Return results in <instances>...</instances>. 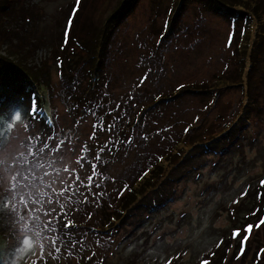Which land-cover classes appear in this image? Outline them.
Returning <instances> with one entry per match:
<instances>
[{"label": "rangeland", "instance_id": "374dc122", "mask_svg": "<svg viewBox=\"0 0 264 264\" xmlns=\"http://www.w3.org/2000/svg\"><path fill=\"white\" fill-rule=\"evenodd\" d=\"M117 2L80 0L77 7L76 0H10L7 9L0 6V53L18 56L39 72L45 71L52 86L45 117L52 121L51 131L65 142L52 157L58 161L55 168L69 170L46 177L44 183H50V189H37L48 191L50 200L46 209L44 205L37 211L49 213L46 217L68 240L63 238V245L57 241L59 253L50 240H34V254L29 252L15 264H32L33 260L38 264L48 260L46 264H168L169 260L172 264H204L205 261L208 264H264V224L255 227V217L250 220L251 215L245 216L238 208L245 193L264 176V100L262 118L254 120L236 150L225 155L205 153L204 158L190 163L195 165L187 175L173 182L167 200L151 209L130 211L134 213L131 217L110 229H104L101 224L102 205L113 207L131 183L132 172L140 168L129 157L133 151L128 152L127 148L136 147L141 157L147 154L151 159L188 124L200 118L218 122V110L229 112L230 116L240 95L237 86L222 87L224 90L216 95V104L211 109L210 103L205 104L198 94L158 105L153 101L159 93H166L178 84L206 80L212 74L236 69L238 27L199 4H189L179 21L176 20L178 24L168 31L170 18L175 15L170 10L173 0H137L110 38L105 58L95 70L96 58L89 56L88 37ZM73 8H76L75 15ZM70 17L71 27L68 26ZM253 31L254 25H251V39ZM146 73L148 78L139 84ZM89 87L92 100L86 98ZM69 104L81 106V110L74 115ZM111 104L116 119L112 122L114 129L109 132L105 121ZM139 106L147 108L148 124L137 123L129 134L132 143L127 140L124 143L121 129L126 128L129 117ZM101 117L104 131L97 127L94 134L93 125L99 124ZM155 118L158 122L153 124L156 129L150 136L157 146L151 144L150 148L142 142L141 129L149 132L151 120ZM215 122L216 130L219 124ZM27 123L22 115L21 121L14 125L21 140L29 135L30 129L25 130ZM159 127L167 130L157 133ZM34 130H38L36 123ZM137 139L141 142L134 144L133 140ZM96 141H112L115 149L111 151L112 157L98 166L91 157L90 147ZM59 142L55 139L53 148ZM81 155L86 160L78 163ZM92 165L96 166L95 174ZM111 172L114 176H110ZM89 176L93 177L91 184ZM95 185H99L98 191L93 189ZM53 192L64 195L57 197ZM73 194L75 199L69 200ZM103 198L106 200L100 204ZM247 220L253 229L244 254L237 259L241 242L238 243L240 236L233 239V233L240 230L242 234V223ZM65 224L70 227L65 228ZM2 236L0 228V241ZM40 243L44 244L43 259ZM15 245V237L8 242L11 250H7V245H0V264L12 258L10 254Z\"/></svg>", "mask_w": 264, "mask_h": 264}, {"label": "trees", "instance_id": "16d2710c", "mask_svg": "<svg viewBox=\"0 0 264 264\" xmlns=\"http://www.w3.org/2000/svg\"><path fill=\"white\" fill-rule=\"evenodd\" d=\"M1 1L4 3H1L0 6L7 9L10 0ZM136 3L137 0H118L117 6L108 14L102 23L90 31L88 38L91 53L89 56L96 58L94 61L95 70H97V65L105 58L110 38L124 18L132 11ZM173 4L170 10L175 15L170 18L169 26H167L168 31L172 25L176 26L178 24L177 21H179L182 11L189 4H199L201 7L220 15L230 24L237 26L239 33L236 39V55L234 56V61L237 64L236 69L234 68L231 71L212 74L206 80L186 81L176 85L166 93L161 92L153 100L155 105L162 102L168 103L169 100L175 98L178 100L184 96L198 94L204 100L205 104L206 101L210 103L211 109L216 104V95L222 92L224 90L222 87L225 86H237L240 89V95L236 101L238 103L236 107H233L235 109L231 112L230 116L229 112L221 113L218 110L216 113L218 114L216 118L218 122L212 119L200 118L196 123L192 122L188 124L178 134V137L172 140L160 154L151 157V159L148 158L150 155L147 154L141 157L142 154L138 153V150L135 149L136 147L131 149L127 148L128 152L133 151V154L129 155V157L133 158L132 160L135 164L139 163L140 168L132 172L131 183L113 207L109 206V204L105 205L106 198H103L102 202H100V204L104 203L100 210L102 214L100 220L101 224L105 227L104 229H110L112 225H116L121 220H126L128 217H131L134 213L130 214L129 212L132 210L141 211V209H151L157 203L167 200L172 191L173 182L177 178L187 175L195 165L190 164L191 162L198 160L197 158L199 157L204 158L205 153L211 154L219 152V154L225 155L232 149L236 150L237 146H241L242 138L247 134L246 132L249 131L250 126L253 125L254 120L262 118L261 108L264 100V0H173ZM251 25H254L252 39L250 36ZM45 74L44 70L39 72L36 67L23 62L18 56L14 58L11 55L0 53V109L7 111L10 106H18L21 110H28L31 108L33 98H35L39 108L38 122H36L38 130H34V127H31L30 132L27 133L32 136L40 134L42 138L46 134L53 135L54 139L48 141V144L53 147L55 139L57 141L61 140L59 136L56 137V132L51 131L49 127L52 121L45 117V113L50 106V92L52 90L51 83ZM91 91L92 89L89 87V93L86 92V98L88 100H92L93 98V93L90 94ZM217 106H219V103H217ZM80 107L69 104L70 111L74 115H76L75 112L81 110ZM113 108L111 104L110 109L113 110ZM146 109L139 106L137 111H134L129 117L126 128L121 129V140L124 143L126 140L127 143L131 142L129 134L137 123L142 124V126L148 124ZM108 112L109 110H107L106 114ZM22 115L23 120L28 121V117L23 112ZM107 115L105 126H107L106 122L110 124L114 120L113 112ZM109 116L113 117L110 118ZM156 122H158L157 118L151 120L152 127L149 132H146L147 130L145 128L141 129L143 130L142 134L144 137L142 142L150 148L151 144L152 147L157 146V142L155 140L152 141L150 136L156 129V127L153 128V124ZM214 122L215 125L219 124L216 130L213 127ZM164 128L159 127L156 132L163 133L167 130ZM136 142L140 143L141 141L138 139L133 140L134 144ZM106 143L96 141L90 146L92 147L91 150H93L91 157L95 159V165L97 166L100 163L102 164V161L106 162L108 157L111 158V151H115L112 147V141L108 142L107 147L104 148ZM101 148L104 150L99 151ZM141 150L146 149L141 148ZM98 152L100 159H96ZM77 176L79 175L75 177ZM110 176H114V174L112 173ZM261 181H264V176L257 181L258 184L255 187L250 188L251 190L249 189L245 193V198L238 203L239 211L247 214L245 216L251 215L250 220L254 216V220L257 221L256 224L264 217V185L261 184ZM109 182L110 179L105 181L107 184ZM98 188L95 185L93 189L98 191ZM68 199H75L74 194ZM49 202L50 200L48 198L45 199L44 204L39 206V210L44 205L43 209H46V204ZM67 209H70V205L68 204ZM42 219L46 221L50 220L46 215H42ZM247 221L242 223L243 229L245 226L251 224L250 221L249 223H245ZM0 228H2L3 235L1 237L3 240L0 241V245H7V250H11L9 249L8 242L14 236L11 235L10 229L6 227L3 217H0ZM60 233L62 239H67L63 232ZM246 234L242 231L238 239L239 244L243 239V235ZM45 240L48 241V239ZM47 262L49 260L43 264Z\"/></svg>", "mask_w": 264, "mask_h": 264}, {"label": "snow or ice", "instance_id": "6c2138e0", "mask_svg": "<svg viewBox=\"0 0 264 264\" xmlns=\"http://www.w3.org/2000/svg\"><path fill=\"white\" fill-rule=\"evenodd\" d=\"M79 4L80 0H76L77 7ZM75 13L76 8H73V15ZM71 25L72 19L70 17L68 26L71 27ZM65 34L67 36V31ZM229 43H231V35L229 37ZM147 78L148 74L146 73L139 81V84H143ZM119 107L120 105L118 104L117 108ZM89 111L95 116L96 113L92 109H89ZM113 111L109 109L107 114L110 115ZM22 112L28 117V123L25 125V130L27 131L38 122L39 108L35 98H33L31 108L28 110H20L18 106H10L7 111L0 109V217H3L6 227L10 229L11 235L16 238V245L10 254L12 258L6 264H15L16 260L23 258L29 252H33L35 247L34 240H50L57 253L60 252V248L56 247L57 241L59 240L61 245L64 244L62 236L58 233V229L52 226V221L48 220L45 222L41 219V215L50 214H41L37 211L38 207L44 204L49 194L48 191L41 192L37 191V189L40 187L50 189L51 184L44 183L46 177L53 174L58 175L60 171H69L66 168H55V164L58 161L52 158L53 154L59 153L61 146L65 142L60 141L53 148L48 144V141L54 139V136L47 134L43 138L40 134L36 136L27 135L21 140L20 136L16 134L18 128L14 125L21 121ZM115 119L116 117H114ZM97 127H99L100 131H104L103 117L100 118L99 124L93 125L94 134ZM114 127L115 125L110 123L107 125V130L111 132ZM17 141H19L18 144L15 143ZM106 147L107 143L104 145V148ZM19 148L25 150L19 151ZM103 150L101 148L99 151ZM96 159H100L99 152L97 153ZM85 160L86 157L81 155L78 163ZM81 167H83V164H81ZM92 168L95 174L96 166L92 165ZM48 169H52L53 172L50 173ZM88 182L89 184L93 182L92 176L88 177ZM261 184L264 185V181H261ZM96 186L99 187V185ZM64 191L67 192L68 189L65 188ZM52 194L57 197L64 195L63 192H53ZM262 224H264V217L261 218L255 227L259 228ZM64 227L68 228L70 224H65ZM252 229L253 225L251 224L245 226L243 229V232L247 234L243 235L241 249L237 259L244 254L245 244L249 240ZM49 232H55L57 235L45 236V233ZM240 235L241 231L235 230L233 239H236ZM75 243L73 242V246H75ZM39 248L40 258L43 259L44 244L40 243ZM32 264H37V261L33 260ZM168 264H172V261L169 260ZM204 264H208V262L205 261Z\"/></svg>", "mask_w": 264, "mask_h": 264}]
</instances>
